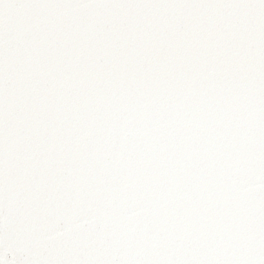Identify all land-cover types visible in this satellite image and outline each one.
I'll use <instances>...</instances> for the list:
<instances>
[{
	"label": "snow or ice",
	"instance_id": "snow-or-ice-1",
	"mask_svg": "<svg viewBox=\"0 0 264 264\" xmlns=\"http://www.w3.org/2000/svg\"><path fill=\"white\" fill-rule=\"evenodd\" d=\"M0 264H264V0H0Z\"/></svg>",
	"mask_w": 264,
	"mask_h": 264
}]
</instances>
